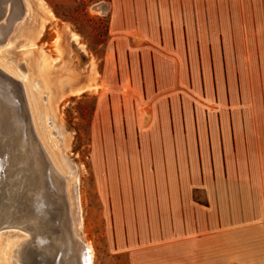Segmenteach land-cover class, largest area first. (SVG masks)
<instances>
[{
    "label": "crops",
    "instance_id": "crops-1",
    "mask_svg": "<svg viewBox=\"0 0 264 264\" xmlns=\"http://www.w3.org/2000/svg\"><path fill=\"white\" fill-rule=\"evenodd\" d=\"M244 3L209 30L157 1L146 31L116 36L129 47L99 89L136 96L99 95L96 174L113 251L130 264H264V116L241 101L242 78L264 76V0Z\"/></svg>",
    "mask_w": 264,
    "mask_h": 264
},
{
    "label": "rangeland",
    "instance_id": "rangeland-1",
    "mask_svg": "<svg viewBox=\"0 0 264 264\" xmlns=\"http://www.w3.org/2000/svg\"><path fill=\"white\" fill-rule=\"evenodd\" d=\"M157 1L166 2L24 0L26 13L24 9L20 10L17 16L22 19L18 20L17 29L9 36V40L0 44V54L5 57L6 62H17L16 76L22 80L23 85L25 83L34 122L47 151L62 171V160L57 157V149L65 148L68 158L77 166V182L75 177L67 175L70 177L68 181L70 202L72 201L70 214L73 213L77 228L75 186H78L83 227L81 230L77 229V232L93 247L94 264H130L125 254L119 255L113 251L97 186L96 162L101 150L95 131L98 98L102 94L108 95V102L111 103L120 99L127 101L136 96L135 92H128L129 89H124V84L118 82L114 84L115 90L109 89L112 85L109 81L104 90H100V80L107 62H111L109 76L115 78L116 72L119 73L116 65L117 50H127L129 47L127 40L118 42L116 36H129V29H134L135 23L146 31L144 24L148 19L147 15L152 14L150 9L154 8ZM178 1L184 6L186 14L191 17L194 15L202 27L211 30L218 23L223 28L227 14L232 16V12L236 11V15L241 18L244 15L241 10L246 8L244 2L247 0ZM15 2L17 0H10V3ZM0 19V23H4L5 19L1 15ZM260 23L254 24L256 30ZM131 36L142 41L143 34L134 32ZM3 63L8 67L7 63ZM31 70L30 75L34 74V78L30 75L29 78L32 80L27 76ZM237 79L239 82L240 78ZM242 79L247 84V93L241 101L246 99L249 103L259 104V111L264 116V76ZM28 80L34 85L29 86ZM44 80L49 82L47 88L43 87ZM78 89L81 92H73ZM42 104L49 105V116H45ZM105 112L108 115L107 109ZM0 233V242L5 247L9 244L13 247L28 236V232L16 227L4 228ZM10 263H13V259Z\"/></svg>",
    "mask_w": 264,
    "mask_h": 264
},
{
    "label": "bare ground",
    "instance_id": "bare-ground-1",
    "mask_svg": "<svg viewBox=\"0 0 264 264\" xmlns=\"http://www.w3.org/2000/svg\"><path fill=\"white\" fill-rule=\"evenodd\" d=\"M22 9L26 13L24 0H17L14 4L10 0H0V15L5 19L4 23H0V44L9 40V36L17 29L18 20L22 19L17 15ZM6 61L0 54V152L8 156L1 185L0 230L16 227L28 232V236L13 247L10 244L5 247L0 242V264H94L93 247L77 232V229L83 227L78 186H75L77 228L73 213L70 214L72 201L68 179L75 177L77 182V166L70 161L63 148L57 149V157L62 160L64 171L58 168L56 160L40 139L26 96L25 83L23 85L22 80L16 76L17 62L14 64ZM31 72H27L28 79ZM28 85L34 83L28 80ZM48 86L49 82L44 80L43 87ZM73 92L79 93L81 90ZM42 105L45 116H49V105ZM22 109L28 114L30 129L26 127ZM3 155H0V169L3 168ZM44 177L48 185L42 182ZM60 190L62 197L59 196ZM6 203L9 206L4 214ZM27 221L29 223L23 225ZM85 249L89 255L88 263ZM11 259L13 263H10Z\"/></svg>",
    "mask_w": 264,
    "mask_h": 264
},
{
    "label": "water",
    "instance_id": "water-1",
    "mask_svg": "<svg viewBox=\"0 0 264 264\" xmlns=\"http://www.w3.org/2000/svg\"><path fill=\"white\" fill-rule=\"evenodd\" d=\"M25 109V108H24ZM24 109H22L23 110V113H24V120H25V122H26V127L28 128V129H30V121H29V118H28V114H27V112H26V110H24ZM3 155V153H1L0 152V155ZM5 156V158H3V168H1L0 169V195H1V192H2V189H1V185H2V182H3V179H4V174H5V168H6V160H7V158H8V156L7 155H3V157ZM2 158V157H1ZM5 161V162H4ZM42 182H46V184L48 185V180H47V178H43L42 179ZM15 196V195H14ZM60 197H62V193H61V190H60V195H59ZM9 205H8V203H6V206H4V209H3V212H4V214L6 213V211H7V207H8ZM0 215H2V214H0ZM25 217V216H24ZM0 220H1V217H0ZM24 220V219H23ZM29 223V221H27V222H25L23 225H25V224H28ZM34 232V231H33ZM32 232V233H33ZM33 235V234H32ZM34 236V235H33ZM85 253H86V255H85V259H86V261H87V263L89 262V255H88V251H87V249H85ZM47 264H49V263H47ZM51 264V263H50Z\"/></svg>",
    "mask_w": 264,
    "mask_h": 264
}]
</instances>
